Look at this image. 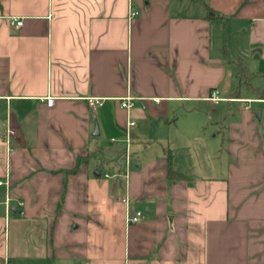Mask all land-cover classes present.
Wrapping results in <instances>:
<instances>
[{"label":"crops","instance_id":"crops-1","mask_svg":"<svg viewBox=\"0 0 264 264\" xmlns=\"http://www.w3.org/2000/svg\"><path fill=\"white\" fill-rule=\"evenodd\" d=\"M238 62L264 87V0H0V264H264V98ZM213 88L235 97L207 112Z\"/></svg>","mask_w":264,"mask_h":264},{"label":"built area","instance_id":"built-area-1","mask_svg":"<svg viewBox=\"0 0 264 264\" xmlns=\"http://www.w3.org/2000/svg\"><path fill=\"white\" fill-rule=\"evenodd\" d=\"M129 17L135 16L137 15L139 12L137 9L133 8L132 6L129 8ZM11 22H14L17 25L21 24V20H17L14 17L11 18ZM207 99L213 101V102H218L221 100H230L233 98H229V97H225V96H221L219 94V90H217L216 88H213L209 95L206 97ZM133 96L130 95H126L123 96L121 98H119V105L123 108H131L133 105ZM154 100L157 102L158 98H154ZM47 104L51 105L52 104V97H47L46 99ZM87 104L91 107V108H95L96 106L101 104L102 98L100 97H96V96H89L86 98ZM134 125V120L133 119H129L126 123V136H127V143L129 142V137H130V128ZM10 132V130H9ZM127 146L125 147V154L126 157L128 158L129 152L127 151ZM3 182L0 180V184H2ZM8 190L6 189L5 191V205H6V209L9 210V205H8V201H9V196H8ZM126 207V220L129 223H134L137 222L140 217L142 216V211L141 210H133L132 208H130V205L128 203V199L126 197L121 199ZM18 204H22L21 201H18Z\"/></svg>","mask_w":264,"mask_h":264},{"label":"trees","instance_id":"trees-1","mask_svg":"<svg viewBox=\"0 0 264 264\" xmlns=\"http://www.w3.org/2000/svg\"><path fill=\"white\" fill-rule=\"evenodd\" d=\"M206 18L211 19V18H220V19H225V16L215 12L214 10H212L211 8H207L206 11ZM237 76L239 77V83L238 85L243 87L244 90L248 93H251L252 95L258 97V98H264V87L263 86H258V85H254L252 84L248 78H246V69L245 66L241 63L238 62L237 65ZM236 93V92H235ZM232 97H235L234 95H232ZM167 176L170 179L173 178H178V177H182V174L172 170L171 168L168 169L167 172Z\"/></svg>","mask_w":264,"mask_h":264},{"label":"rangeland","instance_id":"rangeland-1","mask_svg":"<svg viewBox=\"0 0 264 264\" xmlns=\"http://www.w3.org/2000/svg\"><path fill=\"white\" fill-rule=\"evenodd\" d=\"M238 65V64H237ZM227 67H229V68H232V69H234L235 68V63H229V64H227ZM238 68V67H237ZM255 79V78H254ZM256 81H257V79H256ZM229 98H232V97H229ZM231 100V99H230ZM227 101V100H226ZM221 103L219 104V105H213V104H210V102H208L207 103V106H206V111L207 112H210L209 110H208V108H211V107H219V106H225L226 105V103L223 101H220ZM223 154V153H222ZM36 260H38V259H33V260H30L29 258H27L26 256L24 257V256H20V257H17V258H15V264H37L36 263Z\"/></svg>","mask_w":264,"mask_h":264},{"label":"water","instance_id":"water-1","mask_svg":"<svg viewBox=\"0 0 264 264\" xmlns=\"http://www.w3.org/2000/svg\"><path fill=\"white\" fill-rule=\"evenodd\" d=\"M97 132H98V130H97V125H96V123H95V126H94V133L97 134ZM14 209H15V208H14Z\"/></svg>","mask_w":264,"mask_h":264}]
</instances>
